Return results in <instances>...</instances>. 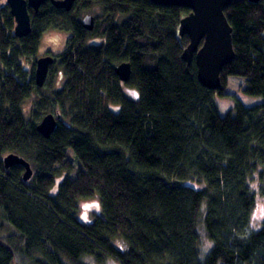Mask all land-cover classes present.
<instances>
[{"label": "trees", "instance_id": "trees-1", "mask_svg": "<svg viewBox=\"0 0 264 264\" xmlns=\"http://www.w3.org/2000/svg\"><path fill=\"white\" fill-rule=\"evenodd\" d=\"M97 7L103 14L87 31L80 15ZM190 12L150 0H77L71 12L47 2L30 9L33 32L18 38L10 7L0 6V210L19 232L0 236V264H15L18 252L34 264H264V217L255 223L264 208V102H238L223 116L214 101L230 77L264 99V0L227 8L236 56L218 91L183 58L190 40L180 23ZM58 26L72 29L58 60L65 82L27 119L23 105L38 86L26 62ZM124 62L127 83L116 73ZM50 108L61 120L46 138L38 125ZM12 153L31 163V180L24 167H5ZM97 196L104 215L86 224L80 203ZM202 214L213 243L205 257Z\"/></svg>", "mask_w": 264, "mask_h": 264}, {"label": "water", "instance_id": "water-1", "mask_svg": "<svg viewBox=\"0 0 264 264\" xmlns=\"http://www.w3.org/2000/svg\"><path fill=\"white\" fill-rule=\"evenodd\" d=\"M77 0H8L11 14L16 20L15 35L24 38L32 34L33 25L30 9L39 12L47 2L56 8L71 12ZM156 5L165 7H181L191 12L180 23V34L189 37L183 58L189 64L196 62L198 78L202 85L211 91L222 87L221 74L226 65L233 62L236 53L233 42V28L226 16V10L234 0H150ZM259 3L261 0H250ZM83 26L87 31L95 29L96 18L88 14L84 17ZM53 56L37 60L35 80L38 87H44L51 67L55 63ZM116 73L124 83L129 82L132 66L128 62L119 64ZM61 120L60 115H46L38 125V131L50 138L56 131ZM7 169L22 166L25 169L24 180L29 181L34 176L30 162L17 154H9L4 159Z\"/></svg>", "mask_w": 264, "mask_h": 264}, {"label": "rangeland", "instance_id": "rangeland-1", "mask_svg": "<svg viewBox=\"0 0 264 264\" xmlns=\"http://www.w3.org/2000/svg\"><path fill=\"white\" fill-rule=\"evenodd\" d=\"M6 3L7 0H3V4ZM88 14L93 15L98 20L100 19L103 13L101 8L99 7L93 8L83 12L80 15L79 20L83 21L84 17ZM58 27L49 28L44 32L37 53L35 55L29 56L28 61L26 62V64H28V67L30 68L36 65L38 59L46 55H51L56 60L54 65L50 69V73L45 86L37 87L33 96L29 100H27V102H25V104L23 105V111L27 119L31 118L32 108L34 107L35 102L38 101V99L44 97H51L56 91L60 90L64 85L65 77L62 72V69L58 65V60L60 56L66 51L69 39L72 36V29L66 30L64 26H58ZM89 42L91 44H101L102 40L100 38L94 37ZM245 87H246V79L244 78L230 77L228 79L227 95L221 97L220 95L217 94L214 97L215 104L221 115L223 116L226 115L231 109H233L236 106L238 102H241L243 105L247 107L256 106L264 102V99L261 97L249 96L245 94L244 93ZM124 90L127 95L136 98V95H133V93L135 92L131 91L126 86H124ZM112 108L115 111H119V107L117 106H112ZM60 112L61 111L58 109L50 108L47 114L52 113L57 116L61 114ZM67 155L75 165V171L72 174V176L75 177L77 170L80 168V163L75 158L72 149L70 148L67 149ZM85 205H89L91 207L86 208ZM95 205L99 206V210H97V207H95ZM102 211H103L102 204L100 202V198L97 196V198L95 197L89 200H84L80 203L78 217L82 222L88 224L93 220H95V218L99 216H103L104 213ZM1 213L5 214L4 209L0 210V214ZM85 215L87 216V220L84 219ZM203 217L204 214L200 216L199 229L202 237V248L204 251L203 257H205L206 255L209 254L210 250L212 249L213 243L206 237V233L203 226ZM262 217H264V208L262 209L260 216L259 217L258 215L256 216L255 223L257 222L259 223ZM251 232H252V228H249L248 233ZM18 234L19 232L6 219V214H5V218H2V220L0 221V236L7 238L12 236H18ZM15 264H34V262L30 261L26 256H24L23 253L18 252Z\"/></svg>", "mask_w": 264, "mask_h": 264}, {"label": "flooded vegetation", "instance_id": "flooded-vegetation-1", "mask_svg": "<svg viewBox=\"0 0 264 264\" xmlns=\"http://www.w3.org/2000/svg\"><path fill=\"white\" fill-rule=\"evenodd\" d=\"M1 6L2 5H8L9 6V3H8V0H7V3L6 4H3V1H2V3L0 4ZM10 7V6H9ZM11 10V9H10ZM13 19H14V24H15V27H16V20H15V18L13 17ZM47 56H51V55H46V56H44V57H47Z\"/></svg>", "mask_w": 264, "mask_h": 264}, {"label": "clouds", "instance_id": "clouds-1", "mask_svg": "<svg viewBox=\"0 0 264 264\" xmlns=\"http://www.w3.org/2000/svg\"><path fill=\"white\" fill-rule=\"evenodd\" d=\"M85 207L88 208V207H91V206L85 205ZM95 207H97V210H99V206L98 205H95ZM84 219L87 220V216L86 215H85Z\"/></svg>", "mask_w": 264, "mask_h": 264}, {"label": "snow or ice", "instance_id": "snow-or-ice-1", "mask_svg": "<svg viewBox=\"0 0 264 264\" xmlns=\"http://www.w3.org/2000/svg\"><path fill=\"white\" fill-rule=\"evenodd\" d=\"M133 95H136L135 93H133Z\"/></svg>", "mask_w": 264, "mask_h": 264}]
</instances>
